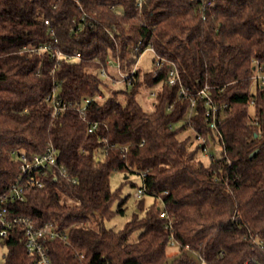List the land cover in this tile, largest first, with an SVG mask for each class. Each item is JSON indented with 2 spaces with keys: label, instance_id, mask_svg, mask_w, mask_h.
Here are the masks:
<instances>
[{
  "label": "trees",
  "instance_id": "1",
  "mask_svg": "<svg viewBox=\"0 0 264 264\" xmlns=\"http://www.w3.org/2000/svg\"><path fill=\"white\" fill-rule=\"evenodd\" d=\"M42 44L52 51L24 50ZM149 47L164 64L142 77L137 62ZM56 50L81 57L53 58ZM173 65L190 91L208 83L213 101L228 105L216 128L201 100L187 117L190 101L168 83ZM259 66L264 74V0H0V190L20 173L15 151L38 154L50 143L77 179L52 171L9 211L70 228L67 242L46 240L52 264H197L193 252L199 264H264ZM143 81L161 83L151 112L136 99ZM108 82L119 85L83 118L77 104L105 94ZM54 91L68 104L56 116L46 99ZM186 129L192 134L182 136ZM198 134L221 154L203 150ZM115 171L145 172L142 185L154 196L148 206L137 198L119 230L105 224L126 210L110 185ZM171 240L179 252L169 256ZM1 244L8 253L0 264L33 262L21 226Z\"/></svg>",
  "mask_w": 264,
  "mask_h": 264
},
{
  "label": "built area",
  "instance_id": "2",
  "mask_svg": "<svg viewBox=\"0 0 264 264\" xmlns=\"http://www.w3.org/2000/svg\"><path fill=\"white\" fill-rule=\"evenodd\" d=\"M48 22V21H47ZM141 41H139V44ZM139 45L135 47L138 49ZM151 48L153 51L154 49ZM34 51H44L50 50L52 48L48 44H42L38 47H24V50ZM155 53V52H154ZM66 59V60H77L80 59L81 55L79 52L75 54H65L62 51L56 50L53 52V58ZM155 65L160 68L164 64V59L155 54L154 58ZM57 63L55 66H58ZM262 67L259 66L257 73L255 74L254 81L261 79L264 80V74L262 73ZM102 75L108 76L104 71L101 72ZM110 77V76H109ZM128 77V75H123V79ZM122 80H118L121 82ZM168 83L171 85H179V97L188 99L190 101V107L188 112V118L194 115L198 102L201 100L205 103V117L209 121L211 128H216L217 123L220 122L219 113H222L225 107L228 105L226 103L218 104L215 103L210 96V86L205 83L204 86L197 89L195 92L190 91V89L185 86L182 82V77L176 66H170L168 71ZM153 96L156 92H151ZM105 94L99 93L93 98H85L83 103L77 104L76 110L85 118V110L93 100L102 101ZM53 107V115H59L64 113L68 109L67 102L63 101L54 91L52 94L48 95L46 98ZM97 127V122L93 123L89 127V132H92ZM198 140L203 143L205 151L207 148L206 137L198 134ZM14 158L19 163L20 173L16 180L12 182L6 190H0V244L4 238L8 235L13 227L21 226L24 232V242L28 253H30L34 259L31 264H52L51 258L48 254L46 247V240H60L67 242L69 240V229L66 227H61L59 224L54 222H47L43 225L37 224L33 219L27 216L12 214L9 211L8 205L11 202L23 200L25 192L31 186L43 187L45 185V180L49 176L50 172L58 171L63 177L70 179L72 182L76 183V178H70L64 165L58 163V152L54 144L50 143L44 149L43 152L38 154H27L24 151H15ZM142 177L145 176V172L141 174ZM145 193V187L139 186L137 188L136 197L141 198ZM162 216L166 215L165 211H162ZM172 244L175 243L171 240ZM81 259L84 258V254H81ZM204 261V260H202Z\"/></svg>",
  "mask_w": 264,
  "mask_h": 264
},
{
  "label": "rangeland",
  "instance_id": "3",
  "mask_svg": "<svg viewBox=\"0 0 264 264\" xmlns=\"http://www.w3.org/2000/svg\"><path fill=\"white\" fill-rule=\"evenodd\" d=\"M155 53L151 48H146L139 56L137 62V68L140 69L142 77L143 74L146 72L153 71L155 69L154 64ZM113 68V67H112ZM113 74L118 76V72L116 68L111 69ZM143 79V78H142ZM118 83L111 82L107 85H102V89L105 93V96L110 95L111 90L113 88L118 87ZM161 88V83L155 84L153 86L148 85L145 81H143L142 86L140 87L139 92L136 95V99L142 108L145 111L151 112L154 110L155 104L157 102L156 96H153L151 92H157ZM104 96V97H105ZM120 96V95H119ZM120 100L125 102L126 96L123 94L120 96ZM188 117V114H187ZM183 121H180L178 125L182 124ZM182 136H187L192 134L190 129H186ZM208 149L211 153H214L216 156L221 154V149L219 145L211 144L208 146ZM206 163L208 162V158L205 159ZM134 183V184H133ZM143 184V178L141 172L133 171V172H119L115 171L111 174L110 177V185L113 190L120 188V198L125 199V214H116L113 218L106 220V226L114 228L115 230H119L124 227V225L131 220L133 212L136 208V203L138 201L136 197L137 188ZM144 203L146 206L150 205L154 201V196L144 193L143 195ZM120 199L117 200L114 205L113 209H115L119 203ZM138 232H134L131 237L130 241L136 240ZM167 252L169 256L179 252V247L176 243L172 244V241L167 245ZM8 253V247L4 244H0V261L4 260L6 254ZM192 253V252H190ZM195 258L197 259V264L200 263V260L197 257L196 253H192Z\"/></svg>",
  "mask_w": 264,
  "mask_h": 264
},
{
  "label": "water",
  "instance_id": "4",
  "mask_svg": "<svg viewBox=\"0 0 264 264\" xmlns=\"http://www.w3.org/2000/svg\"><path fill=\"white\" fill-rule=\"evenodd\" d=\"M253 154H254V153H253ZM253 154H252V155H253Z\"/></svg>",
  "mask_w": 264,
  "mask_h": 264
}]
</instances>
